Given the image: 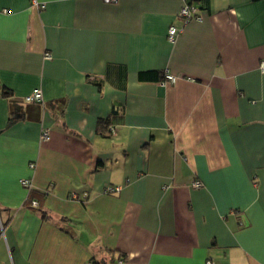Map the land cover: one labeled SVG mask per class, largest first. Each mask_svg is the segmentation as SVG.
<instances>
[{
	"label": "crops",
	"instance_id": "crops-1",
	"mask_svg": "<svg viewBox=\"0 0 264 264\" xmlns=\"http://www.w3.org/2000/svg\"><path fill=\"white\" fill-rule=\"evenodd\" d=\"M39 1L0 0V264H264V0Z\"/></svg>",
	"mask_w": 264,
	"mask_h": 264
},
{
	"label": "built area",
	"instance_id": "built-area-1",
	"mask_svg": "<svg viewBox=\"0 0 264 264\" xmlns=\"http://www.w3.org/2000/svg\"><path fill=\"white\" fill-rule=\"evenodd\" d=\"M106 3H116L118 0H103ZM184 4L182 5V7L179 10L178 16L179 18H181L184 22V24H188L191 21H202L203 20V16L200 12V8L193 4V3H189L187 2V0H183ZM33 5L38 7L39 9H44L46 7V3L45 2H40L39 0H33ZM182 30L177 28L176 26H170L169 31H168V37L170 41H175L178 33ZM45 56L47 58H51L52 55L50 53H46ZM260 69L262 70V72H264V59L261 60L260 62ZM177 81V76L167 72L164 76V79L161 81L162 83L166 84V83H175ZM25 100L28 102L31 101H35V102H43L44 100V95H43V91L40 87H35L32 92L30 94H28L25 97ZM113 129V128H112ZM42 137L43 138H47L49 137V132L47 130H44L42 132ZM31 167H34V164H31ZM21 183L24 187L31 189V181L28 178H23L21 180ZM194 186L196 187H200L202 186V182L200 180H196L193 183ZM121 186H107L105 189L106 193H112V192H117L120 191ZM31 204L34 207L38 206V201L33 199L31 200ZM205 264H214L212 259H207Z\"/></svg>",
	"mask_w": 264,
	"mask_h": 264
},
{
	"label": "trees",
	"instance_id": "trees-1",
	"mask_svg": "<svg viewBox=\"0 0 264 264\" xmlns=\"http://www.w3.org/2000/svg\"><path fill=\"white\" fill-rule=\"evenodd\" d=\"M195 5H197V4H195ZM197 6H198V5H197ZM198 7H199V6H198ZM199 8H200V7H199ZM146 74H151V73H142V76H143V75H146ZM31 200H33V199H30V201H31ZM122 260H123V258H122ZM93 264H104V263H103V262L94 261Z\"/></svg>",
	"mask_w": 264,
	"mask_h": 264
}]
</instances>
